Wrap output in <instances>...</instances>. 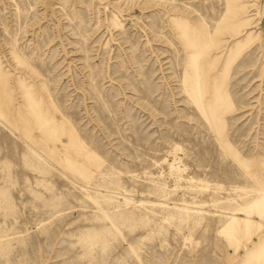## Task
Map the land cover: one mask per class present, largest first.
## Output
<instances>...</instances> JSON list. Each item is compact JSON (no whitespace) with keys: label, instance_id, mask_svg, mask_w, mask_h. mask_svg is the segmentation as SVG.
Instances as JSON below:
<instances>
[{"label":"rangeland","instance_id":"1","mask_svg":"<svg viewBox=\"0 0 264 264\" xmlns=\"http://www.w3.org/2000/svg\"><path fill=\"white\" fill-rule=\"evenodd\" d=\"M0 264H264V0H0Z\"/></svg>","mask_w":264,"mask_h":264}]
</instances>
